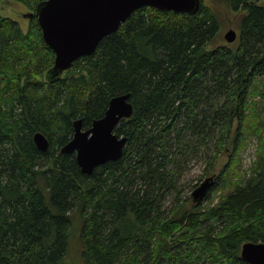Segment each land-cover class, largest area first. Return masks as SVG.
<instances>
[{
	"label": "trees",
	"instance_id": "trees-1",
	"mask_svg": "<svg viewBox=\"0 0 264 264\" xmlns=\"http://www.w3.org/2000/svg\"><path fill=\"white\" fill-rule=\"evenodd\" d=\"M18 1L31 9L25 32L0 15V264H67L74 219L84 264H247L241 244L264 242V150L252 177L205 209L175 196L193 160L213 189L226 170L214 173L219 156L236 159L264 78V0L225 1L239 13L237 38L214 47L219 20L202 0L194 14L143 6L54 80L35 14L44 0ZM124 93L122 156L81 173L75 153L60 152L73 121L89 128Z\"/></svg>",
	"mask_w": 264,
	"mask_h": 264
},
{
	"label": "water",
	"instance_id": "water-1",
	"mask_svg": "<svg viewBox=\"0 0 264 264\" xmlns=\"http://www.w3.org/2000/svg\"><path fill=\"white\" fill-rule=\"evenodd\" d=\"M200 0H44L36 8V17L45 43L54 52V62L47 71L50 80L58 79L73 61L94 52L98 42L115 32L119 25L138 8L150 6L163 11L194 14ZM31 17V12L24 14ZM228 43L237 38L229 28L223 35ZM129 94L113 96L103 116L94 119L87 129L81 118L73 121L71 139L60 148L61 153H75L81 173L90 174L99 165L116 161L122 156L126 137L114 133L120 119L129 118L132 105ZM35 146L45 151L49 141L40 132L33 136ZM213 177L208 176L190 194L193 202L205 198ZM240 257L247 264H264V242L246 241L240 246Z\"/></svg>",
	"mask_w": 264,
	"mask_h": 264
},
{
	"label": "rangeland",
	"instance_id": "rangeland-1",
	"mask_svg": "<svg viewBox=\"0 0 264 264\" xmlns=\"http://www.w3.org/2000/svg\"><path fill=\"white\" fill-rule=\"evenodd\" d=\"M225 1L227 0H202V3L216 14L220 24L218 34L208 47L235 43L226 42L223 35L229 28L238 31L239 13L232 11ZM29 10L31 9L18 0H0V15L16 20L23 32L27 30L29 25L28 18L24 16ZM247 103L246 121L245 125L241 127L243 133L240 145L237 147L236 159L233 162H227L231 152H225L219 156L214 173L219 174L224 165L226 166L225 173L221 175V182L218 181L215 188L209 189V198L205 197L200 201V209H205L208 200L214 203L222 191L230 189L228 187L231 186L232 181L241 180V178L244 180L254 174L259 156L262 155L261 153L264 150V78L255 79ZM203 168L204 166L200 160L196 159L191 162L188 171L178 185L179 189L175 197L180 198V202L184 201L189 204L188 196L206 178L203 175ZM232 169H234V173L231 172ZM225 181H228V183H225ZM176 198L173 194H167L164 205L171 207L172 201H175ZM77 222V219L73 220L72 234L65 256L67 264H84L80 255Z\"/></svg>",
	"mask_w": 264,
	"mask_h": 264
},
{
	"label": "flooded vegetation",
	"instance_id": "flooded-vegetation-1",
	"mask_svg": "<svg viewBox=\"0 0 264 264\" xmlns=\"http://www.w3.org/2000/svg\"><path fill=\"white\" fill-rule=\"evenodd\" d=\"M196 186V185H195Z\"/></svg>",
	"mask_w": 264,
	"mask_h": 264
}]
</instances>
